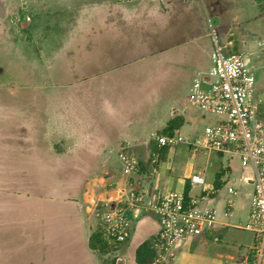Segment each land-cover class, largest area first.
<instances>
[{
  "label": "rangeland",
  "instance_id": "374dc122",
  "mask_svg": "<svg viewBox=\"0 0 264 264\" xmlns=\"http://www.w3.org/2000/svg\"><path fill=\"white\" fill-rule=\"evenodd\" d=\"M239 2L237 7L242 9L231 29L224 28V19L216 21L207 8L197 14V30H203L200 22L204 19L210 36L195 42L196 47L207 41L213 45L214 37L221 44L225 33L226 39L232 40L231 52L250 59L251 48L257 53L264 51V46H256L264 41L259 5L254 0ZM103 3L104 0H0V264H91L80 242V245L71 243L63 231L58 232L62 224L46 228L44 224L29 222L43 214L54 216L64 212L66 200L77 198L75 207L91 216L88 230L102 224L100 210L107 198L104 184L110 182L104 171L95 170L94 166L91 170L97 157L91 160L85 155L86 148L94 144L89 139L94 134L88 130L91 125L70 124L68 118H59L55 103H69L71 92L74 99L86 100L85 84L69 88L71 78L80 79L71 75L70 68L76 56H84L87 50L101 52L102 44L92 42L91 37L102 35L106 15ZM224 13L228 17L233 11L227 9ZM258 25L260 29L256 28ZM175 91L179 92L181 103L198 116L195 130L200 136L217 117L194 109L184 86L176 83L164 86L160 95ZM63 109L68 115V106ZM259 110L264 118V102ZM150 128L154 130L155 125ZM154 133L161 134V129ZM148 134L145 133L147 138ZM183 136L186 135L181 133L180 138ZM149 142V151L157 154L154 142ZM168 148L160 154L171 165L175 158L169 156L173 147ZM139 152L137 146L130 153L138 158ZM164 161L160 160L159 166H165ZM189 161L195 171L217 170L229 161L233 166L230 183L234 185L241 167H250L236 155L220 157L205 151H199ZM110 193L114 196L113 191ZM217 210L218 218L230 225L221 231L219 243L245 253L252 245L253 235L235 227L245 224V201L235 198L229 218L222 216V203ZM127 243L106 254L96 251L94 261L135 264V253L127 248Z\"/></svg>",
  "mask_w": 264,
  "mask_h": 264
},
{
  "label": "crops",
  "instance_id": "0c3cea01",
  "mask_svg": "<svg viewBox=\"0 0 264 264\" xmlns=\"http://www.w3.org/2000/svg\"><path fill=\"white\" fill-rule=\"evenodd\" d=\"M104 2L102 9L106 15L102 23V35L100 38L91 37L92 42L102 44L101 52L98 49L87 50L84 56H76V61L71 63L70 68L71 75L76 74L80 79L71 78L68 86L72 89L74 86L85 84L86 100H81V97L74 99L71 92L69 103H55V107L59 109V118L62 116L68 118L70 124L91 125L88 130L94 134L89 139L93 140L94 144L87 147L85 153L91 160L97 157V162L92 164L91 170H94V166L95 170L104 171L109 182L116 184L114 191L111 190L114 196L110 190L105 189L107 197L105 201L117 200L120 193L132 189L146 191L151 196L167 191L183 193L186 190V196L200 199L201 188L192 185L189 177L192 174L203 175L205 187L211 194L208 200L200 201L199 207H209L214 211V224L202 236L177 243L173 252V264H235L245 253H240L233 246L219 243L221 231L230 225L218 218L217 209L222 203V216L231 217L235 198L240 197L246 203V224L253 190V170L251 167L242 166L236 180L237 185L230 183L233 166L229 161L227 165L217 170L195 171L189 160L199 151L190 152L186 142L198 137L195 130L198 116L181 103L178 91L165 95H160V92L164 86L170 87L176 83L177 86L186 87L189 97L194 75L198 71L206 72L210 68L213 49L209 41L200 47L195 46V42L210 36L204 19L200 22L203 30L201 32L197 30L199 25L197 14L203 8H207L216 21L224 19V28L231 29L233 26L231 23H236L239 18L237 12L242 9L240 6L237 7L240 2L239 0H104ZM227 9L233 11L228 17L224 13ZM259 19L264 22L261 17ZM256 28L260 29L261 26L258 25ZM260 30L264 32V28ZM227 36L224 33L221 44L231 51L232 40L226 39ZM256 46H264V41L257 42ZM143 50L146 53L142 54ZM251 50V58L246 56L244 58L255 78V95L264 102V51L258 52L260 53L258 55L254 48ZM82 76H85V79ZM66 106L70 109L68 115L63 109ZM176 116L182 119V124L174 133L179 143L172 146L173 149L169 152V156L175 158L174 162L168 165L164 161L160 152L169 149L165 147L159 151L156 164H151V155L155 153L149 151L151 134L154 130H162L167 122ZM151 125H155L154 130L150 128ZM146 132H149V138L145 136ZM181 133L186 136L180 138ZM137 146L140 147L138 169L124 175L118 154L123 150L131 152V149ZM35 152L39 155L37 151ZM215 154L220 157L224 154L236 155ZM160 160L164 161L165 166H159ZM106 185L104 184V188ZM228 188H232L235 193L228 192ZM65 204L68 206L63 205L64 212L54 216L43 214L31 219L29 224L34 221L41 223V226L44 224L46 228L52 226L51 224H62V230L58 232L63 231L62 233L67 236L66 240L71 243L80 245V242L90 256L91 264H97L94 261L96 251L88 246V239L95 230H88L87 225L91 216L81 208L75 207L77 198L66 200ZM125 213L131 220L126 246L135 253L142 242L154 237L158 231V223L150 213L142 212L137 217L132 216L129 210ZM244 225L235 227L242 229Z\"/></svg>",
  "mask_w": 264,
  "mask_h": 264
},
{
  "label": "built area",
  "instance_id": "2783aa9c",
  "mask_svg": "<svg viewBox=\"0 0 264 264\" xmlns=\"http://www.w3.org/2000/svg\"><path fill=\"white\" fill-rule=\"evenodd\" d=\"M189 99L201 113L217 117L200 136L186 142L190 152L234 153L253 170L248 220L241 227L252 233L253 242L235 264H264V118L259 114L261 99L255 95V78L244 55L228 51L214 37L210 68L194 75ZM151 140L158 151L151 155L152 163L157 162L160 150L179 143L175 136L156 133L151 134ZM118 161L124 175L138 169V158L128 151H121ZM189 181L201 188L200 199L175 191L151 196L132 189L120 193L117 200L102 203L100 218L106 243L118 246L129 238L131 220L127 210L134 217L150 213L157 220L158 231L152 238L149 264H173L177 243L202 236L215 221L211 208L199 207L200 201L208 200L211 194L203 175L192 174ZM228 192L235 193L232 188Z\"/></svg>",
  "mask_w": 264,
  "mask_h": 264
},
{
  "label": "trees",
  "instance_id": "16d2710c",
  "mask_svg": "<svg viewBox=\"0 0 264 264\" xmlns=\"http://www.w3.org/2000/svg\"><path fill=\"white\" fill-rule=\"evenodd\" d=\"M259 5L260 17L264 20V0H254ZM182 119L178 116L170 119L165 127L161 130V134L167 136H174V133L180 128ZM187 191L183 194L186 196ZM152 239L142 242L135 250L134 262L135 264H149L153 256L151 247ZM88 246L90 249L101 254H106L115 249V246H109L103 238L101 226L97 227L88 239Z\"/></svg>",
  "mask_w": 264,
  "mask_h": 264
},
{
  "label": "water",
  "instance_id": "95a60500",
  "mask_svg": "<svg viewBox=\"0 0 264 264\" xmlns=\"http://www.w3.org/2000/svg\"><path fill=\"white\" fill-rule=\"evenodd\" d=\"M115 188H116V184H114V183H110V184H107V185L105 186V189H106L107 191H109V190H113V191H114Z\"/></svg>",
  "mask_w": 264,
  "mask_h": 264
}]
</instances>
